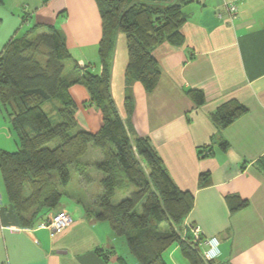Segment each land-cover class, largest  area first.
Instances as JSON below:
<instances>
[{
	"label": "crops",
	"instance_id": "1",
	"mask_svg": "<svg viewBox=\"0 0 264 264\" xmlns=\"http://www.w3.org/2000/svg\"><path fill=\"white\" fill-rule=\"evenodd\" d=\"M230 3L237 6L235 18L225 10ZM182 10L188 17L181 28L185 44L164 43L155 49L162 74L151 93L126 79L127 45L118 35L113 99L131 139H149L177 186L193 193L195 204L186 225L200 227L203 239L216 240L215 264H264V171L258 167L264 159V0H195ZM0 19V53L29 23L43 26L39 34L47 33V27L63 32L73 58L64 76L72 82L76 120L81 129L97 133L103 124L101 111L90 102L84 83H74L82 76L74 61L94 73L100 70L103 30L97 0H3ZM189 89L201 90L205 104L195 105ZM230 101L241 103L248 113L221 130L211 116ZM225 142L227 149L222 148ZM18 148V137L0 109V152ZM204 148L211 155L201 157ZM91 152L96 160L102 158L98 150ZM203 173L210 174L209 183L200 187ZM73 183L63 189L67 199L56 209L24 227L0 171V264H140L125 238L115 235L107 222L93 219L98 209L83 195L78 178ZM234 197L247 201L248 207L232 213ZM63 210L74 219L71 227L53 235L41 226ZM165 260L189 264L179 246L167 251Z\"/></svg>",
	"mask_w": 264,
	"mask_h": 264
},
{
	"label": "trees",
	"instance_id": "2",
	"mask_svg": "<svg viewBox=\"0 0 264 264\" xmlns=\"http://www.w3.org/2000/svg\"><path fill=\"white\" fill-rule=\"evenodd\" d=\"M194 1L97 0L103 30L99 73L74 61V69L82 73L74 83H84L90 102L102 114L97 133L81 129L76 120L77 105L69 93L72 82L64 76L65 64L73 58L61 30L47 27V33L39 34L43 26L36 24L19 30L6 43L0 53V102L19 148L0 152V171L9 201L24 227L56 209L63 189L78 178L87 191L90 185H97L91 202L98 211L92 213L126 239L130 254L140 264H168L165 253L175 246L189 264H215V259H204L186 225L195 204L193 193L177 186L149 139H131L111 87L117 35L123 33L128 51L126 79L141 83L147 93L157 88L162 71L154 51L164 43L185 44L181 28L188 17L182 8ZM186 93L195 105L205 104L201 90ZM46 105L57 111V124L45 111ZM125 105L131 115L129 98ZM247 113L244 105L230 101L211 118L224 130ZM55 141L58 144L53 147ZM227 147L222 143L223 149ZM91 150H98L102 158L92 160ZM211 153L208 148L199 150L201 157ZM258 167L264 171V159ZM72 169L79 176L73 178ZM94 170L98 171L96 179ZM209 177V173L201 174L199 186H207ZM119 192L122 196L115 200ZM230 204L232 213L248 207L247 201L235 197ZM98 253L106 257L102 251Z\"/></svg>",
	"mask_w": 264,
	"mask_h": 264
},
{
	"label": "built area",
	"instance_id": "3",
	"mask_svg": "<svg viewBox=\"0 0 264 264\" xmlns=\"http://www.w3.org/2000/svg\"><path fill=\"white\" fill-rule=\"evenodd\" d=\"M228 13L232 18H235L237 13V6L233 3L226 5ZM74 223L73 217L65 210L59 211L52 215L45 223L41 226L47 228L53 235L60 234L67 228L71 227ZM190 234L192 235V241L198 244L200 247H209L205 251H202L203 257L206 261H212L215 259L216 255L214 253L215 239H203L202 231L200 227L194 225H188Z\"/></svg>",
	"mask_w": 264,
	"mask_h": 264
},
{
	"label": "rangeland",
	"instance_id": "4",
	"mask_svg": "<svg viewBox=\"0 0 264 264\" xmlns=\"http://www.w3.org/2000/svg\"><path fill=\"white\" fill-rule=\"evenodd\" d=\"M225 10L228 12V9H227V7L225 8ZM26 18V17H25ZM34 23L35 22H32V24H28L27 22H26V20H25V22H24V25H26V24H28L30 27L31 26H33L34 25ZM28 26V27H29ZM27 27V28H28ZM27 28H25V30L27 29ZM25 30H23V31H25ZM43 32H48V30L47 29H45V30H43ZM119 36H121V39H123V40H125V42H126V37H125V35L123 34V33H119L118 34ZM117 35V36H118ZM65 66H66V68L68 69V68H71V62L70 61H68V62H66V64H65ZM0 109L5 113V110L3 109V107H2V104H1V102H0ZM44 109H45V111L48 113V115H49V117L52 119V122H53V124H57L58 123V121H59V117H58V114H57V111L56 110H51V108H49V106L48 105H46L45 107H44ZM7 118V117H6ZM58 144V141H55L53 144H52V146L54 147V146H56ZM95 151V150H94ZM91 154H92V156H90V158L93 160L94 159V156H96L94 153H92L91 152ZM71 172L73 173V178L75 177V176H79L75 171H74V169H72L71 170ZM75 172V173H74ZM98 171L97 170H94L93 171V178L94 179H96V173H97ZM70 184H72V186H76L75 185V183H73V181H71L70 182ZM132 186V188L134 189V190H136V187L135 186H133V185H131ZM70 187L68 186L67 187V189H69ZM97 188V185H95V184H92V185H90V187H89V191H87L86 189H85V191H83V195L87 198H89V199H92V197H93V195H95V189ZM78 196V195H77ZM122 196V192H119L118 194H117V196H116V198H115V200H117V198H119V197H121ZM82 198V197H81ZM65 199H67V196L66 195H64L63 196V198H62V200H65ZM92 203V202H91ZM93 204V203H92ZM92 206V205H91ZM92 208L95 210V206L93 205L92 206ZM93 219H96V217H95V214H94V218ZM178 231H179V233L180 232H182V228H181V226H179L178 227ZM124 240V242H125V244H126V240L125 239H123ZM118 249H121V245H119V248ZM207 248H205V247H201V251H205Z\"/></svg>",
	"mask_w": 264,
	"mask_h": 264
},
{
	"label": "water",
	"instance_id": "5",
	"mask_svg": "<svg viewBox=\"0 0 264 264\" xmlns=\"http://www.w3.org/2000/svg\"><path fill=\"white\" fill-rule=\"evenodd\" d=\"M202 252V251H201Z\"/></svg>",
	"mask_w": 264,
	"mask_h": 264
}]
</instances>
